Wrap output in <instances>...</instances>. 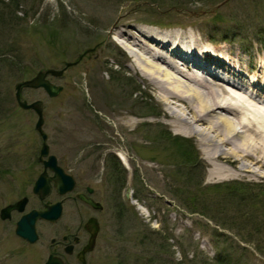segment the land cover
I'll return each mask as SVG.
<instances>
[{
  "label": "rangeland",
  "instance_id": "374dc122",
  "mask_svg": "<svg viewBox=\"0 0 264 264\" xmlns=\"http://www.w3.org/2000/svg\"><path fill=\"white\" fill-rule=\"evenodd\" d=\"M18 1L17 11L15 1L0 3V50L12 51L7 57L20 54L29 72L19 78L17 67L0 58V89L5 94H0V209L23 196L29 197L27 209L41 205L32 192L43 170L37 114L18 106L15 84L41 69H62L65 62L79 60L62 75H49L63 87L59 95L27 88L22 95L28 102L43 101V130L50 153L60 162L71 156L73 172L79 168L103 178L102 185L113 176L103 186L109 192L115 187L126 195L130 189L125 215L111 218L88 264H200V250L213 260L216 254L225 255L231 264H264V176L213 178L200 138L174 122L148 79L150 73L140 70L136 55L126 48L128 39L136 40L142 50L172 59L185 75L190 72L174 54L176 39L162 46L161 35L152 31L190 29L207 45L195 51L206 67L215 65L205 49L224 58L235 54L248 71L243 81H253L252 74L264 86V0H226L214 11L224 0ZM13 43L18 45L14 51ZM179 49L182 57L191 55L189 49ZM176 106L184 109L181 103ZM164 130L186 139L196 151L199 162L191 168L190 181L183 175L189 167L175 154L173 138L161 136ZM109 154L119 160V170L108 165ZM118 173L125 177L122 182H117ZM189 197L197 201L196 212L181 204ZM47 199L56 202L60 196L53 189ZM51 228L40 224L39 241L29 244L15 235L14 222L0 220V264H43L50 240L58 237Z\"/></svg>",
  "mask_w": 264,
  "mask_h": 264
},
{
  "label": "bare ground",
  "instance_id": "6f19581e",
  "mask_svg": "<svg viewBox=\"0 0 264 264\" xmlns=\"http://www.w3.org/2000/svg\"><path fill=\"white\" fill-rule=\"evenodd\" d=\"M152 32L159 33L160 39L166 41H158L162 46L176 39L177 53L174 54L184 61L190 73L183 75L180 67L163 54L142 50L136 40L128 39L130 45L126 48L136 55L140 70L150 73L148 79L168 104L174 122L200 138V145L207 150L206 158L212 165L213 178L264 176L260 171L264 170V86L257 85L259 81L252 74L253 81H243L242 76L247 77L248 71L239 65L235 54L224 58L205 49L206 57L215 65L206 67L195 51L207 45L195 39L190 29L188 33L185 30ZM181 47L189 49L191 55H179ZM138 49L143 52L136 53ZM221 50L228 54V49L223 47ZM205 73L216 82L208 81ZM177 103L183 104L184 109H177ZM199 125H206V128Z\"/></svg>",
  "mask_w": 264,
  "mask_h": 264
},
{
  "label": "flooded vegetation",
  "instance_id": "af4514ba",
  "mask_svg": "<svg viewBox=\"0 0 264 264\" xmlns=\"http://www.w3.org/2000/svg\"><path fill=\"white\" fill-rule=\"evenodd\" d=\"M38 160L44 170L42 161L40 158H38ZM57 161L64 170L65 174L73 178L74 185L72 189L67 190L64 193H59L54 186L56 184V177L52 171L48 170L47 177L51 181V192L54 189L57 195L60 196V199L56 202H60L61 204V213L54 221L39 219L36 223L37 231L40 224H44L51 228L55 227L57 222L62 223L54 229L51 228L52 232L55 231L58 237H53L50 240L51 244L49 255L53 254L54 256L61 258L65 264H83L80 259V254L87 246L90 245L91 242H94L93 249L91 251H84L83 253V258L85 259L86 264H88L90 256L97 252L100 242H102V240L104 241L107 234L106 226L110 223L111 218H114L115 214L118 218H123L122 215H125L126 206H128L126 205V199L128 196L127 194H124V196L121 189L120 192L117 193L115 187L112 188L110 192L108 191V188H103L104 185H110V183L114 181L112 178L113 176H110V180L107 177L105 182L108 183L102 185L103 178L97 179L95 177H91L88 172L82 171L79 168H76L73 172L74 169L70 167V165L73 164V158L71 156L64 157L61 162L59 159H57ZM118 162L119 161L115 155H107L108 165L111 164L113 168H117L119 170L120 165H118ZM85 173L88 176L87 178L83 176ZM124 179L122 175L118 173L117 182H122ZM23 197L10 201L3 207L9 206L21 200ZM36 197L41 203L39 208L27 209L29 205V197H27L25 211L19 212L17 209H12L9 212L10 217L2 222H14V225L16 226L18 222L17 220H19L26 212L32 209L42 211L45 210L48 205L56 203L48 200L47 196L43 199L37 195ZM96 230V237H94L93 234L95 235V233L93 232ZM97 260L100 261V258Z\"/></svg>",
  "mask_w": 264,
  "mask_h": 264
},
{
  "label": "water",
  "instance_id": "95a60500",
  "mask_svg": "<svg viewBox=\"0 0 264 264\" xmlns=\"http://www.w3.org/2000/svg\"><path fill=\"white\" fill-rule=\"evenodd\" d=\"M82 56H80L81 59ZM78 63L76 62H67L66 66L62 70H55V69H49V70H41L37 73V75L29 80H25L23 82H20L16 85V99L20 105V107L24 109H34L38 115V120L36 122V129L40 132L42 138H43V145L40 151L41 156L46 157L49 154V146L45 142L47 139V135L42 130L43 125V112H42V102L41 101H35L33 103H28L27 101H24L21 99V91L22 88L25 87H34V88H43L47 94L51 97L57 96L61 90L62 87L53 85L46 76L48 74L52 75H60L63 73V71L71 66ZM44 167L45 170L42 174L38 177V179L35 182V185L33 187L34 193L38 194L42 199L50 192V185L49 181L46 178L47 176V168H50L53 170L55 177H56V187L59 193H64L67 190L72 189L74 185L73 178L71 176H68L65 174L63 169L57 164V159L54 155H50L47 160L44 161ZM24 201L17 204L15 207L18 206V209L22 211ZM5 211L7 212L8 209H4L1 213L2 218H5ZM61 213V204L60 202H57L52 205H48L47 209L41 212H38L36 210L31 211L30 213L25 214L17 223L16 233L17 235L21 236L25 240L33 243L38 239V235L36 232V221L39 218H44L48 220H56ZM96 235V234H95ZM94 236V234H93ZM93 242L90 243V246ZM90 246L86 248V250L90 249ZM84 250V251H86ZM80 254V258L83 261V264H85V260L83 258V253ZM44 264H64L62 259L53 255H50L48 260Z\"/></svg>",
  "mask_w": 264,
  "mask_h": 264
},
{
  "label": "trees",
  "instance_id": "16d2710c",
  "mask_svg": "<svg viewBox=\"0 0 264 264\" xmlns=\"http://www.w3.org/2000/svg\"><path fill=\"white\" fill-rule=\"evenodd\" d=\"M0 3L6 4V5H8L10 3L11 4L13 3V4L16 5L15 11H17L18 9H20V1H18V0H11L9 3H7V2H5L3 0H0ZM19 21H21V20H19ZM22 21L24 23L25 20H22ZM15 44L16 43H13V45H11V47H13V51H14V45ZM8 50H3V51L0 50V58L2 57V55H3L4 58H7L9 62H11L12 64H14L15 67H17L18 72L20 74L19 75V78L24 77L26 75L27 71L24 68L25 66H24V63H23V57L20 54L14 55L13 57H7L6 56L7 54H13V53H11L12 51L7 52ZM1 79H2V76H1ZM125 81L126 82H129L128 79H126ZM145 97L147 98V96H144V98ZM4 98H5V96H4ZM161 136L164 137L165 139L173 138L171 142H172V144L174 142L173 147H174V150H175V154L178 157L181 158L184 166H188L189 167L188 173H184L183 175L190 181V179H192L194 177V173L192 172L191 168H194V166L196 167L198 165V162H199L198 156L196 155V151L194 150V148L191 145H189L187 143V140L186 139H184L182 137L172 136V134H169V132H167L166 130H164V134H161ZM176 140L179 141L177 143V146H176V142H175ZM180 191L181 192L182 191L184 192V189L181 188ZM234 192L235 191H232V193H230V195H233ZM255 196H257V195H255ZM251 198L252 197H250V199ZM248 200H249V198L247 197V201ZM196 203H197L196 199H193V198L190 201L189 200H186L185 202H181V204L184 205V207H187L188 209H190L191 212H196V208H197ZM201 214H203V213L201 212ZM199 252L204 257V258H201V260H198L200 262V264H231L229 262V260H228L227 257H223L220 254L216 258L215 261H212V260H209L208 257H205V255L201 251H199ZM195 257H196V252H195Z\"/></svg>",
  "mask_w": 264,
  "mask_h": 264
}]
</instances>
